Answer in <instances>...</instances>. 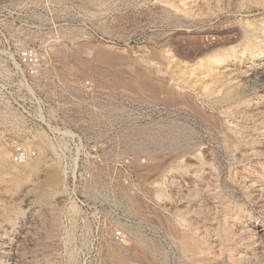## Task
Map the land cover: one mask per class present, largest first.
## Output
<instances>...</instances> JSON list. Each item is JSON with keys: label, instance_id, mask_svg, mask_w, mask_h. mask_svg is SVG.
I'll return each instance as SVG.
<instances>
[{"label": "rangeland", "instance_id": "1", "mask_svg": "<svg viewBox=\"0 0 264 264\" xmlns=\"http://www.w3.org/2000/svg\"><path fill=\"white\" fill-rule=\"evenodd\" d=\"M117 258L264 264V0H0V264Z\"/></svg>", "mask_w": 264, "mask_h": 264}, {"label": "built area", "instance_id": "2", "mask_svg": "<svg viewBox=\"0 0 264 264\" xmlns=\"http://www.w3.org/2000/svg\"><path fill=\"white\" fill-rule=\"evenodd\" d=\"M45 62L44 55L36 47H24L17 54V65L24 75L37 76L43 68ZM11 158L16 163H24L31 157L37 155L36 150L27 149L22 144H15L10 153ZM118 242H125L126 237L122 232L116 233Z\"/></svg>", "mask_w": 264, "mask_h": 264}, {"label": "bare ground", "instance_id": "3", "mask_svg": "<svg viewBox=\"0 0 264 264\" xmlns=\"http://www.w3.org/2000/svg\"><path fill=\"white\" fill-rule=\"evenodd\" d=\"M42 155H44V153L42 152V149L40 150V152H39V154L38 155H36L35 157H31L30 159H28L26 162H24V163H18V164H9L8 163V161H6L5 159H3V161L5 162V164H6V167L7 168H9V169H17V168H19L20 166L22 167H28V168H30V169H32V170H34V171H39L42 167H43V165L44 164H46L47 163V161H46V159L44 158V156H42ZM3 162V163H4ZM20 164V165H19ZM8 169V170H9ZM58 183V178H57V176H56V174H51L49 177H48V179L46 180V182H45V185L46 186H49V187H53L55 184H57ZM181 238H183V237H181ZM186 238H187V236H186ZM188 243H189V241H188ZM187 244V243H186ZM190 244H191V242H190ZM188 245V244H187ZM195 248V247H194ZM190 250H191V248H190ZM191 251H193V250H191ZM197 251V250H196ZM194 254V253H193ZM194 255H196V254H194ZM116 257H117V255H116ZM114 258V257H113ZM125 258V257H124ZM115 259V258H114ZM118 259V258H117ZM124 261V260H123ZM126 262V261H125ZM129 262H131V261H129ZM117 264H122V262L118 259V262H117Z\"/></svg>", "mask_w": 264, "mask_h": 264}]
</instances>
